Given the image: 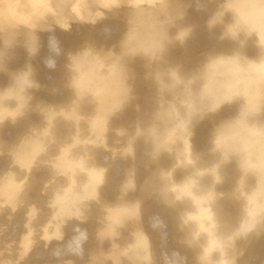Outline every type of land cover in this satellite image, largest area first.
Masks as SVG:
<instances>
[{
  "label": "clouds",
  "instance_id": "clouds-1",
  "mask_svg": "<svg viewBox=\"0 0 264 264\" xmlns=\"http://www.w3.org/2000/svg\"><path fill=\"white\" fill-rule=\"evenodd\" d=\"M97 2L101 8L124 10L126 30L110 47L88 38L78 49L67 51L63 86L71 91V104L58 108L37 103L35 110L43 115L46 127L32 128L7 149L12 168L0 175V210L11 208L15 213L25 207L29 231L19 260L3 264H20L37 242L33 221L42 209L27 199L29 178L37 163L51 169V179L44 186L46 207L61 226L86 222L93 203L99 207L98 246L57 250L54 254L62 264H157L153 240L140 218L145 198H155L176 213L178 243L193 253L195 264H240L247 244L264 234V0H222L209 26L222 25L221 39L231 41L232 47L208 54L191 71L170 65L166 59L169 50L177 42L183 45L194 30L193 25L183 23L184 0ZM90 7L88 0H0V73L10 79L0 87V124L24 115L34 98L30 90L42 87L31 63L41 47L40 33L54 27L70 30L74 18L88 22L85 11ZM105 17V12L98 11L90 22ZM17 45L26 49L29 62L13 71L7 60ZM136 57L145 61L148 77L158 85L156 106L134 128L114 130L113 159L131 157L132 163L116 202H104L99 188L108 169L95 163L91 149L109 147L111 120L133 99L135 74L130 64ZM47 63L54 67L51 61ZM234 104L236 113L213 128L207 152H194V126ZM88 105L92 111L86 113ZM60 118L72 121L75 132L60 143L57 154L49 155ZM141 139L145 148L138 160L136 146ZM4 151L0 146V153ZM168 158L174 163L168 165ZM233 160L239 178L229 191H219L225 179L223 168ZM141 163L148 170L142 182ZM178 173L183 176L180 182L175 179ZM226 200L243 203L237 226L227 220L222 203ZM201 207L210 215L204 220L205 229L191 218ZM41 239L47 247L62 235H49L46 230ZM10 249L11 244L5 250Z\"/></svg>",
  "mask_w": 264,
  "mask_h": 264
},
{
  "label": "rangeland",
  "instance_id": "rangeland-1",
  "mask_svg": "<svg viewBox=\"0 0 264 264\" xmlns=\"http://www.w3.org/2000/svg\"><path fill=\"white\" fill-rule=\"evenodd\" d=\"M210 1L213 2L212 0H195V1H193V0L185 1L184 0V3H186L185 4L186 5V16H185L183 23L193 25L194 30H193L192 35L189 37V39L183 45H181L179 42H177L175 44V46L169 50L167 57H166L168 64L173 65V66L181 65L185 71H191V70L195 69L196 67H198L206 59L208 54H210L212 52H217V51H226L232 47V43L230 44L231 41H229L227 39H222V41L223 40L224 41H223V43H221L222 42L221 36L223 35V26H222V28L219 25H216L215 27L209 26V21H210L212 15L216 9V7L214 8V6H213L214 5L213 3H215L216 1L213 3H211ZM219 2L221 3L222 0H220V1L217 0V3L215 4V6L217 4L219 5ZM88 3L91 5V7L89 9H86V11H85V14L90 17L88 22L80 21V20L74 18L72 21V26H71L70 30H63L59 27H54L51 31H44V32L40 33L41 47H40V50L35 55V57H33L31 59L32 60L31 63H32L33 68L35 70V78L42 85V87L40 89H33L34 92L32 90H30L34 98L30 103L29 109L25 112L24 115L18 117L15 120V122H13L11 119H8V120H5L2 124H0V146H2L3 148L6 147V148H4L5 151L3 153H0V175L6 173L10 168H12V157L10 154H8L7 149L18 144L20 142V140L22 139V137L25 134L29 133L32 128L36 127V128L42 129V128L46 127V121H45L43 115L35 110V105L39 102H44L45 104L56 105L59 108V107H67L68 105L71 104V99H72L71 91L64 88V86H63L64 85V72H62V71H64L63 65L65 62L64 59H66L65 58L66 52L69 50L78 49L79 47L82 46L84 40L88 39L89 37L91 39H93L97 43V45L100 44L98 46H109L110 47V46H112L118 42L119 38L122 36L123 32L126 30L124 10H122V9L109 10L106 8H101L100 4L97 2V0H88ZM211 4H212V6H210ZM218 5H217V7H218ZM209 6H210V8H209ZM211 7H213L214 9ZM98 11L105 12L106 17L104 19L98 20L95 24H93L90 22L91 17H93L94 14ZM204 14H205V16H204ZM229 18H230V15H229L228 19ZM204 19L205 20L208 19V20L205 21ZM217 26L219 28H221V30L219 28H217ZM218 29L221 31L222 34L218 33V32H220ZM208 30H209V33H208ZM173 31H175V29ZM50 32H52V33H50ZM205 32L208 33V35ZM55 33H56V35H55ZM203 33H205L206 35ZM91 34H92V36H91ZM45 35H46V37H45ZM211 35H213V36H211ZM54 36H55V38H54ZM94 36L96 38H94ZM203 36H204L205 40L203 39ZM206 36H207V38H206ZM214 36H216V37H214ZM217 37H219V38H217ZM47 38H49L50 40ZM53 38H54V40H56L58 42L59 50L57 49V46H55V48H52L51 42H52ZM217 40L218 41L220 40V42H217ZM225 40H227L228 42ZM45 41H46V43H45ZM208 41H209V43H208ZM212 41L214 43H212ZM0 43H2V42H0ZM226 45H228V47H225ZM220 46H222V47H220ZM47 56H48V58H47ZM49 60L50 61L52 60L51 61L52 64L55 62L53 64L54 67L48 66L47 62H49ZM28 62H29L28 53H27L26 49H24L22 46L17 45L9 51V58L7 60V64H8L9 69H11L13 71H15L17 69L18 70L22 69L25 67V65ZM130 67L135 74V77L132 81L133 99L126 105V107L124 108V110L121 113L117 114L115 117L112 118L111 123H110V131L108 133V141H107L109 147L105 148V147L101 146V147L91 149L95 163L100 167H106L108 169V171L105 175L104 183L99 188L100 199L102 198L101 201H104V202H110V203L116 202L119 186L126 179L125 175H126L127 169L131 166V163H132L131 157H129L128 159H124V158H121L120 156H116L115 159H113L111 148H112V146H114V142L117 138L114 130L116 128H119V127H125V128H129V129L134 128L136 122L139 119L144 118L146 116V114L150 113L155 108L156 101H157L158 85H157L156 81L154 80V78L148 77L147 74H148L149 70L145 65V61L140 57H136L131 62ZM47 75H49V76H47ZM8 81H10V79H9V76L7 75V73H0V87L6 86L7 83H9ZM1 85H3V86H1ZM53 87L59 88L60 91L57 93H53L51 91V89ZM236 110H237V106L235 104L234 105H226L220 112H218L216 114H209L203 120H201L199 123H197L193 128V136H192V146H193L194 152L206 153L210 147L211 133H212V130L215 127L216 123H218L221 119H224V118H227L229 116L234 115L236 113ZM91 111H92V108L90 105L85 106L84 112L89 113ZM74 132H75V125L72 121L64 120L63 118L58 119L56 121L55 128L53 130V134H54L56 142L52 143L50 145L49 155L57 154V152L59 150L60 143L66 141V140H70V138L74 134ZM5 135H7V136H5ZM144 148H145V145L143 143V140L141 139L137 142V146H136V154H137L138 160L143 158ZM169 159L171 161V162L169 161L170 163L168 162ZM211 162L212 161L209 160V164H211ZM172 163H174V161H172L171 158H168L167 164L171 165ZM226 165L223 168V173H224L225 179L220 185H218V190L220 189L219 191H223V190L229 191L231 188H233L237 179L239 178V175H240V172H239V169H238V166H237L235 160L229 162ZM141 169H143L144 172H142ZM145 170H146V172H145ZM139 171L141 172V173H139V175L141 176V177L139 176V178H141V180L140 179L139 180H140V182H142L143 179L148 175V170L145 169L143 164L141 163L139 165ZM51 176H52V172H51V169L49 167H47L41 163H37L36 167L33 168L31 176L29 178V188H28L27 199L29 200V202L37 204L38 207L40 209H42L41 213L33 221V227L37 230L35 238H36L37 242L39 241L38 242L39 248L37 247V245H36L37 242H36L35 245H33L31 247V251L28 253V255L25 258L26 260L25 259L22 260L23 262L20 261V264H62L61 259L54 254L57 250L62 251V250L69 248V247H76V246H81V245L86 250H90V249H93V248L98 246V242L95 240V233H96L95 231L99 228L98 225L100 224V220L97 218H99L100 212H98L99 207L95 203H93L92 212H91L89 221H86L83 223H76V224H72L70 222L68 225H64V226L59 227L58 224H60V223H58L57 221H54L52 219L51 214H50V210L46 207L48 195H46L45 193H42V192H44L45 184L47 183L48 180L51 179ZM175 179L177 182H179L180 180L183 179V176L178 173L175 176ZM227 185H229V186H227ZM112 186L113 187L115 186L116 188L115 187L113 188ZM228 187H230V188H228ZM115 189H117V191ZM49 192H50V190H49ZM107 193H108V196H106ZM110 193L113 195L110 196ZM134 195H139V192H137ZM154 199L155 198H145L144 199L142 204L143 205L145 204L144 211L146 210L145 211L146 215H145V212L142 211L143 205H141V207H140V213H141L140 218H142L141 223H143V227L145 228V230L148 232V234L151 236V238L153 240L154 251L157 249L155 251L156 258L158 257L157 258V264H161V263L162 264H195V258H194V255L191 251L188 250L189 252H191V253H189L187 251V249L181 245L180 246L183 247V249L177 248V246L179 247V245H177L178 240L176 239L177 238L176 235L178 233L176 231L177 230V227H176L177 226V222H176L177 219H175L176 213L173 212V210H172V213H175L174 214L175 216H173L172 213L170 215L169 213H170L171 209H169L167 205L165 207L163 206V208L161 207L160 209H162V210H160L156 207V210H158V211H155L154 205H157L158 207H160L159 205H162V202L160 203L156 199L153 202ZM222 203H224V205L227 209V218H228L229 223H232V224L235 223L237 225L238 221L236 219L238 218L240 220V219H242V216H243V211H242L243 210V205H242L243 203H242V201L226 200V201H222ZM148 205H150V206H148ZM163 205H165V204H163ZM147 208L151 209V213H149V214H151V216L148 215V212H150V210H148ZM163 209H165L164 212H163ZM201 209L202 210H200V212L203 211L204 208L201 207ZM167 210L169 211V213L166 212V214H163ZM204 210H206V209H204ZM26 212H27V209L25 207H21L15 213L12 212L11 208H4V209L0 210V243H1L0 244V246H1L0 247L1 248L0 253H3L2 251H4L3 254H5V255H3V254L0 255V264H3V262L6 260H12V261L19 260L20 252L24 250L25 244L27 243V241L25 240V235L29 231L28 227L26 226L27 225ZM205 212L206 211H203L201 213H205ZM95 213H96V216L98 215L97 217L94 215ZM152 213H154V214H152ZM158 213L160 214L161 217L159 216ZM161 213L165 217H163L161 215ZM92 215L95 217H91ZM143 215H145V218L142 217ZM196 215L194 214L195 220L201 216V214H199L198 218H197ZM203 215H202V218H204V219L206 217L208 218V216H210L208 211H207L205 217ZM171 216H173V217H171ZM192 216H193V214H192ZM192 216H191V218H192ZM148 217H149V219H148ZM152 217H153V219H152L153 221H155V222L158 221V222H156V223L153 222L151 220ZM91 218H92V220H91ZM202 218L200 217L199 219H201L200 221L203 222L204 220H202ZM158 219H160V220H158ZM199 219H198V221H199ZM208 219H210V217ZM146 220H147V222L145 223ZM173 220L174 221L176 220V221L172 223ZM231 220H233V221H231ZM97 221H99V222H97ZM160 221L161 222L164 221V222H162L164 224H161ZM84 223L86 225H84ZM88 223L91 226L87 225ZM93 223L95 225L97 223H99V224H97V226H95ZM167 223H168V225L169 224L170 225L167 226ZM158 224H160V225H158ZM200 224H201L200 227H202L201 229H205V228H203V226L205 227L204 223L202 225V223L200 222ZM55 225L58 227H56ZM83 225L85 228L83 227ZM151 225L153 226L152 228H151ZM162 225H164V226H162ZM173 225H175L176 228H173ZM93 226L95 227V229H91V228H93ZM154 226L156 229H158V228H160V229L156 230L154 228ZM163 227H165V228L163 229ZM161 228H162V230H161ZM173 229H176L174 231V233L172 232ZM46 230L48 232L47 234H49V235H50V233H51V235H53V234L63 235L61 241H60V239H58V240L53 239L50 245H48L47 247L43 246V245H45V241L43 239L41 241V237L43 235H45L44 232H46ZM77 230H80L79 232H81V233H79ZM81 230H83V231H81ZM160 230H161V232H160ZM165 230L167 231V234H169V236L166 234V232H164ZM57 231H58V233H57ZM75 231H76V233H75ZM156 231H158L160 233H158ZM161 233H162V235H161ZM174 234H175V237H174ZM127 235H128V233H127V231H125L124 236H127ZM164 235H166V236H164ZM171 235H173L172 238H171ZM67 236H70V237H67ZM71 236H72V238H71ZM85 236L87 237L88 240L87 239L85 240ZM164 237H166V238H164ZM167 237H169V238H167ZM68 238H69V240H68ZM163 239H165V240H163ZM168 239H170V240L172 239L173 241L171 240V242H170V240H168ZM64 240H66L67 243ZM162 240H163V242L168 241V243L165 242V243L161 244ZM40 241H41V243H40ZM174 242H176L175 243L176 245L174 244ZM53 243L56 245H52ZM170 243L171 244L173 243L175 245V247H172L174 245H171ZM9 244H11V247H13V249L11 248L10 250L5 251L4 249H7ZM40 245H42L45 249L43 247H41ZM160 245L161 246L163 245V246L160 247ZM167 245L168 246L170 245V246L168 247ZM108 246L109 245L107 243H105L104 247L107 248ZM164 246H167L168 248L164 247ZM242 246H244V245H242ZM16 247H18V248H16ZM165 248L169 249V250H166ZM158 249L161 250L159 253H157L159 251ZM162 249H164L165 251H162ZM170 249H171V251H170ZM173 249L175 252H173ZM184 249H185V251H187V253L184 251ZM176 251H178V252H176ZM17 252H19V253H17ZM171 252H173V253H171ZM182 253H184V254H182ZM188 253H189V256H188ZM6 254H7V256H6ZM9 254L12 255V258ZM171 254H172V256H171ZM176 254H179V255H176ZM34 255H36V256H34ZM185 255H187V256H185ZM8 256H10V257H8ZM176 256H177V258H176ZM30 257H31V259H30ZM166 257H168V258H166ZM178 258L180 260H178ZM158 259H159V261H158ZM164 260H165V263H164ZM240 264H264V234H262L258 239H255V238L252 239L251 242L249 244H247L245 255L241 258Z\"/></svg>",
  "mask_w": 264,
  "mask_h": 264
},
{
  "label": "bare ground",
  "instance_id": "bare-ground-1",
  "mask_svg": "<svg viewBox=\"0 0 264 264\" xmlns=\"http://www.w3.org/2000/svg\"><path fill=\"white\" fill-rule=\"evenodd\" d=\"M185 1H190V0H185ZM193 1H195V0H193ZM212 1H213V2L216 1L215 3L211 2V1H210V2L214 4V5H213L214 8H215V7L217 8V5H218V4L215 6V4L217 3V0H212ZM218 1H220V0H218ZM191 3H192V2H191ZM219 3H220V2H219ZM185 4H186V3H185ZM209 4H210V3H209ZM189 5H190V4H189ZM210 6H212V4H211ZM210 6H209V8H210ZM211 8H213V7H211ZM214 8H213V9H214ZM213 9H212V10H213ZM210 13H211V12H210ZM208 15H209V14H208ZM204 16H205V14H204ZM206 17H207V16H206ZM210 17H211V16H210ZM229 19H230V18H229ZM204 20H205V19H204ZM206 20H208V19H206ZM206 20H205V21H206ZM206 23H207V22H206ZM196 25H197V24H196ZM202 26H203V25H202ZM219 26H221V28H222V25H219ZM214 27H215V26H214ZM204 28H205V27H204ZM217 28H219V27L217 26ZM221 28H219V29L221 30ZM214 29H215V28H214ZM219 29H218V30H219ZM220 30H219V31H220ZM195 31H196V30H195ZM47 33H48V32H47ZM50 33H52V32H50ZM56 33H57V32H56ZM56 33H55V35H56ZM205 33H206V32H205ZM205 33H203V34H205ZM208 33H209V30H208ZM208 33H206V34L208 35ZM218 33H221V31L218 32ZM218 33H217V34H218ZM94 34H95V33H94ZM203 34H202V35H203ZM206 34H205V35H206ZM217 34H216V35H217ZM221 34H222V33H221ZM47 35H48V34H47ZM52 35H53V34H52ZM97 35H98V34H97ZM48 36H49V35H48ZM91 36H92V34H91ZM98 36H99V35H98ZM198 36H199V35H198ZM211 36H213V35H211ZM45 37H46V35H45ZM193 37H194V36H193ZM200 37H201V36H200ZM214 37H216V36H214ZM54 38H55V36H54ZM54 38H53V39H54ZM89 38H90V37H89ZM94 38H96V37L94 36ZM201 38H202V37H201ZM206 38H207V36H206ZM217 38H219V37H217ZM47 39H49V38H47ZM203 39H204V36H203ZM49 40H50V39H49ZM101 40H102V39H101ZM190 40H191V39H190ZM204 40H205V39H204ZM210 40H211V39H210ZM227 40H228V39H227ZM227 40H225V41H227ZM84 41H85V40H84ZM221 41H222V39H221ZM223 41H224V40H223ZM223 41H222L221 43H223ZM195 42H196V41H195ZM198 42H199V41H198ZM210 42H211V41H210ZM217 42H220V40H219V41L217 40ZM227 42H228V41H227ZM45 43H46V41H45ZM204 43H205V42H204ZM208 43H209V41H208ZM208 43H207V44H208ZM212 43H214V42L212 41ZM101 44H102V43H101ZM230 44H231V42H230ZM98 45H100V44H98ZM103 45H104V44H103ZM106 45H107V44H106ZM212 45H213V44H212ZM218 45H219V44H218ZM220 45H221V44H220ZM51 46H52V45H51ZM184 46H185V45H184ZM196 47H197V46H196ZM220 47H222V46H220ZM225 47H228V45H226ZM218 48H219V47H218ZM223 48H224V47H223ZM61 53H62V52H61ZM202 53H203V52H202ZM41 57H42V56H41ZM64 57H65V56H64ZM47 58H48V56H47ZM65 58H66V57H65ZM50 59H51V58H50ZM53 59H54V58H53ZM46 60H47V59H46ZM64 60H65V59H64ZM31 61H32V60H31ZM44 61H45V60H44ZM49 61H50V60H49ZM51 61H52V60H51ZM55 61H56V60H55ZM34 62H35V61H34ZM54 63H55V62H54ZM54 63H53V64H54ZM64 63H65V62H64ZM38 64H39V63H38ZM59 64H60V63H59ZM35 66H36V65H35ZM59 67H60V66H59ZM37 69H38V68H37ZM55 69H56V68H55ZM57 69H58V68H57ZM60 69H61V68H60ZM17 70H18V69H17ZM39 71H40V70H39ZM57 72H58V71H57ZM62 72H64V71H62ZM53 73H54V72H53ZM36 74H37V73H36ZM2 76H3V75H2ZM2 76H1V77H2ZM36 76H37V75H36ZM47 76H49V75H47ZM61 76H62V75H61ZM61 76H60V77H61ZM2 78H3V77H2ZM51 78H52V77H51ZM7 79H8V78H7ZM35 79H36V78H35ZM37 79H38V78H37ZM52 79H53V78H52ZM8 82H10V81H8ZM4 83H5V82H4ZM7 84H8V83H7ZM1 86H3V85H1ZM32 91L34 92L33 89H32ZM39 92H40V91H39ZM33 94H34V93H33ZM43 96H44V95H43ZM40 101H41V100H40ZM31 108H32V107H31ZM34 113H35V112H34ZM29 114H30V113H29ZM61 119H62V118H61ZM32 122H33V121H32ZM12 124H13V123H12ZM14 125H15V124H14ZM31 128H32V127H31ZM8 129H9V128H8ZM8 134H9V133H8ZM18 135H19V134H18ZM5 136H7V135H5ZM1 138H2V137H1ZM8 139H9V138H8ZM4 144H5V143H4ZM1 145H2V144H1ZM207 147H208V146H207ZM4 148H6V147H4ZM6 153H7V152H6ZM8 154H9V153H8ZM141 154H142V153H141ZM110 156H111V155H110ZM96 159H97V158H96ZM106 159H107V158H106ZM115 161H116V160H115ZM169 161H170V159L168 160V162H169ZM172 161H173V160H172ZM170 162H171V161H170ZM170 162H169V163H170ZM226 166H227V165H226ZM108 167H109V166H108ZM115 168H116V167H115ZM141 170H142V172H144L143 169H141ZM111 172H112V171H111ZM145 172H146V170H145ZM139 173H141V172L139 171ZM123 174H124V173H123ZM2 175H3V174H2ZM119 175H120V174H119ZM125 176H126V175H125ZM139 176H140V175H139ZM140 177H141V176H140ZM144 177H145V176H144ZM178 177H179V176H178ZM114 178H115V177H114ZM232 178H233V177H232ZM139 179L141 180V178H139ZM179 179H180V178H179ZM39 181H40V180H39ZM110 181H111V180H110ZM180 181H181V180H180ZM180 181H179V182H180ZM107 182H108V181H107ZM231 182H232V181H231ZM234 182H235V181H234ZM114 183H115V182H114ZM232 184H233V183H232ZM107 185H108V184H107ZM37 186H38V185H37ZM101 186H102V185H101ZM227 186H229V185H227ZM103 187H104V186H103ZM106 187H107V186H106ZM112 187H113V186H112ZM114 187H115V186H114ZM114 187H113V188H114ZM221 187H222V186H221ZM110 188H111V187H110ZM115 188H116V187H115ZM226 188H227V187H226ZM228 188H230V187H228ZM42 189H43V188H42ZM101 189H102V188H101ZM106 189H107V188H106ZM111 190H112V189H111ZM115 190L117 191V189H115ZM219 190H220V189H219ZM102 191H103V190H102ZM102 191H101V192H102ZM116 191H115V192H116ZM223 191H224V190H223ZM110 192H111V191H110ZM42 193H44V192H42ZM116 193H117V192H116ZM36 195H37V194H36ZM112 195H113V194L110 193V196H112ZM101 196H102V195H101ZM106 196H108V193H107ZM41 198H42V197H41ZM107 198H108V197H107ZM101 199H102V198H101ZM40 201H41V200H40ZM154 201H155V199L153 200V202H154ZM160 203H161V202H160ZM151 204H152V203H151ZM142 205H143V204H142ZM153 205H154V204H153ZM242 205H243V204H242ZM92 206H93V205H92ZM144 206H145V204L143 205V208H142V209H143V210H142L143 212L146 211V210L144 211V208H145ZM148 206H150V205H148ZM159 206H160V207H158L157 205H154V207H155V211H158V210H156V207H157L158 209H160L161 207L163 208V206L165 207L166 205H163V203H162V205H159ZM151 208H152V207H151ZM168 208H169V207H168ZM168 208H167V209H168ZM147 209H148V208H147ZM169 209H170V208H169ZM204 209H205V208H204ZM204 209H203V211H206L205 213H201V212H203V211L200 212V210H202L201 208H200V210H199V212H200L199 214H201V216H200L201 218H202V215H203V214H204L203 216L205 217V216H206V213H207V211H208L207 209H206V210H204ZM238 209H239V208H238ZM148 210H150V212H148V215L151 216V214H149V213H151V209H148ZM160 210H162V209H160ZM164 210H165V209H163V212H164ZM242 211H243V210H242ZM98 212H99V211H98ZM152 212H153V211H152ZM163 212H162V213H163ZM166 212L169 213V211L167 210V211H165V213H163V214H166ZM173 212H174V211H173ZM238 212H239V211H238ZM156 213H157V212H156ZM159 213H160V212H159ZM159 213H158V214H159ZM162 213H161V215H162L163 217H165ZM171 213H172V209H171V211H170L169 214L171 215ZM231 213H232V212H231ZM233 213H234V212H233ZM236 213H237V212H236ZM98 214H99V213H98ZM140 214H141V213H140ZM152 214H154V213H152ZM172 214H173V216H175V215H174L175 213H172ZM194 214H195V213H194ZM194 214H193V216H192V219L194 218ZM199 214H197V215L195 214V215L197 216V218H198V215H199ZM94 215L96 216V213H95ZM145 215H146V212H145ZM145 215H143L142 217L145 218ZM241 215H242V214H241ZM95 216L92 215L91 217H95ZM97 216H98V215H97ZM97 216H96V217H97ZM99 216H100V215H99ZM159 216H160V214H159ZM173 216H171V217H173ZM235 216H236V215H235ZM235 216H234V217H235ZM239 216H240V215H239ZM239 216H238V217H239ZM157 217H158V216H157ZM160 217H161V216H160ZM160 217H159V218H160ZM166 217H167V216H166ZM200 217H199V218H200ZM209 217H210V216H208V218H209ZM229 217H230V216H229ZM242 217H243V216H242ZM154 218H155V217H154ZM199 218H198V219H199ZM208 218L206 217L205 219H208ZM97 219H99V218H97ZM141 219H142V218H141ZM148 219H149V217H148ZM152 219H153V217L151 218V220H152ZM173 219H174V218H173ZM175 219H176V217H175ZM198 219H196V220H198ZM205 219L202 218V220H205ZM91 220H92V218H91ZM95 220H96V219H95ZM95 220H94V221H95ZM154 220H155V219H154ZM158 220H160V219H158ZM161 220H162V219H161ZM164 220H165V219H164ZM169 220H170V219H169ZM194 220H195V218H194ZM200 220H201V219H199V221H200ZM227 220H228V218H227ZM234 220H235V219H234ZM236 220L238 221V224H239L241 219L239 220V219L237 218ZM88 221H89V220H88ZM141 221H142V220H141ZM152 221H153V220H152ZM165 221H166V220H165ZM170 221H171V220H170ZM175 221H176V220H175ZM175 221L173 220L172 223L175 222ZM231 221H233V220H231ZM97 222H99V221H97ZM146 222H147V220L145 221V223H146ZM153 222H155V221H153ZM156 222H158V221H156ZM156 222H155V223H156ZM160 222H161V221H160ZM162 222H164V221H162ZM162 222H161V224H164V223H162ZM176 222H177V221H176ZM200 222H201L202 225H203L204 221H203V222L200 221ZM52 223H53V222H52ZM52 223H51V224H52ZM56 223H57V222H56ZM58 223H59V222H58ZM89 223H90V222H89ZM89 223H88L87 225H89ZM90 224H91V223H90ZM93 224H94V223H93ZM97 224H99V223H97ZM97 224H96V225L94 224V225L97 226ZM230 224L233 225V226H234V225H235V226L238 225V224L236 225L235 223H234V224L230 223ZM58 225H59V227L61 226L60 224H58ZM84 225H86V224L84 223ZM84 225H83V227H84ZM142 225H143V223H142ZM158 225H160V224H158ZM169 225H170V224H169ZM169 225H168V223H167V226H169ZM171 225H172V224H171ZM55 226H56V225H55ZM78 226H79V225H78ZM89 226H91V225H89ZM100 226H102V225L99 224L98 227H100ZM156 226H157V225H156ZM162 226H164V225H162ZM200 226H201V224H200ZM56 227H58V226H56ZM87 227H88V226H87ZM87 227H86V228H87ZM152 227H153V226L151 225V228H152ZM158 227H159V226H158ZM176 227H177V226H176ZM176 227H175V225H173V228H176ZM47 228H48V227H47ZM79 228H80V227H79ZM84 228H85V227H84ZM89 228H90V227H89ZM154 228H155V226H154ZM164 228H165V227H163V229H164ZM201 228H202V227H201ZM203 228H205V227L203 226ZM49 229H50V228H49ZM80 229H81V228H80ZM91 229H95V227L93 226V228H91ZM155 229H156V228H155ZM158 229H160V228H158ZM158 229H156V230H158ZM47 230H48V229H47ZM59 230H60V229H59ZM161 230H162V228H161ZM161 230H160V232H161ZM175 230H176V229H173L172 232L174 233ZM77 231L79 232L80 230H77ZM81 231H83V230H81ZM93 231H94V230H93ZM176 231H177V230H176ZM63 232H64V231H63ZM63 232H62V233H63ZM89 232H90V231H89ZM95 232H96V231H95ZM156 232H158V231H156ZM160 232H158V233H160ZM164 232H166V234H167V231H166V230H165ZM164 232H163V233H164ZM177 232H178V231H177ZM47 233H48V232H47ZM55 233H56V232H55ZM57 233H58V231H57ZM60 233H61V232H60ZM75 233H76V231H75ZM79 233H81V232H79ZM44 234H45V232H44ZM175 234H176V233H175ZM175 234H174V237H175ZM50 235H51V233H50ZM58 235H60V234H58ZM161 235H162V233H161ZM161 235H160V236H161ZM167 235L169 236V234H167ZM75 236H76V235H75ZM158 236H159V235H158ZM158 236H157V237H158ZM164 236H166V235H164ZM172 236H173V235H171V238H172ZM177 236H178V233H177L176 237H177ZM62 237H63V235H62ZM67 237H70V236H67ZM162 237H163V236H162ZM162 237H161V238H162ZM71 238H72V236H71ZM79 238H80V237H79ZM164 238H166V237H164ZM167 238H169V237H167ZM35 239H36V238H35ZM63 239H64V238H63ZM158 239H159V238H158ZM174 239H175V238H174ZM176 239H177V238H176ZM176 239H175V240H176ZM55 240H56V239H55ZM57 240H58V239H57ZM68 240H69V238H68ZM87 240H88V239H87ZM159 240H160V239H159ZM163 240H165V239H163ZM163 240H162L161 244H162V243H165V242L168 243V241L163 242ZM168 240H170V239H168ZM171 240H172V239H171ZM171 240H170V242H171ZM41 241H42V239H41ZM41 241H40V243H41ZM60 241H61V239H60ZM64 241L67 243L66 240H64ZM172 241H173V240H172ZM176 241H177V240H176ZM38 242H39V241H38ZM38 242H37V244H36L37 247H38ZM51 242H52V241H51ZM159 242H160V241H159ZM6 243H7V242H6ZM40 243H39V244H40ZM54 243H55V242H54ZM54 243H53L52 245H56V244H54ZM68 243H69V242H68ZM157 243H158V242H157ZM167 243H166V244H167ZM175 243H176V242H174V244H175ZM0 244H1V243H0ZM50 244H51V243H50ZM50 244H49V245H50ZM170 244H171V243H170ZM174 244L172 243L171 245H174ZM3 245H4V244H3ZM65 245H66V244H65ZM67 245H68V244H67ZM175 245H176V244H175ZM175 245L172 246V247H175ZM177 245H179V247L177 246V248H182V249H183V247L180 246V244L178 243V241H177ZM14 246H15V245H14ZM18 246H19V245H18ZM40 246L43 247V246H45V245H43V246L40 245ZM162 246H163V245H162ZM162 246L160 245V247H162ZM167 246H168V245H167ZM167 246H164V247H167ZM169 246H170V245H169ZM169 246H168V247H169ZM0 247H1V246H0ZM37 247H36V248H37ZM56 247H57V246H56ZM168 247H167V248H168ZM11 248L13 249V247H11ZM16 248H18V247H16ZM20 248H21V247H20ZM38 248H39V247H38ZM43 248H44V247H43ZM61 248H62V247H61ZM170 248H171V247H170ZM3 249H4V248H3ZM3 249H2V250H3ZM44 249H45V248H44ZM165 249H166V248H165ZM186 249H187V248H186ZM4 250H5V249H4ZM38 250H39V249H38ZM156 250H157V249H156ZM156 250H155V251H156ZM158 250H159V249H158ZM166 250H169V249H166ZM0 251H1V248H0ZM5 251H7V250H5ZM44 251H45V250H44ZM47 251H48V250H47ZM160 251H161V250H159L157 253H159ZM162 251H165V250L162 249ZM170 251H171V249H170ZM179 251H180V250H179ZM184 251H185V249H184ZM187 251H188V249H187ZM187 251H185V252L187 253ZM189 251H190V250H189ZM189 251H188V252H189ZM2 252L4 253V251H2ZM173 252H175L174 249H173ZM173 252H171V253H173ZM176 252H178V251H176ZM182 252H183V251H182ZM17 253H19V252H17ZM166 253H167V252H166ZM189 253H191V252H189ZM189 253H188V256H189ZM10 254H11V253H10ZM10 254H9V255H10ZM12 254H13V253H12ZM51 254H52V253H51ZM161 254H162V253H161ZM167 254H168V253H167ZM182 254H184V253H182ZM3 255H5V254H3ZM157 255H158V254H157ZM176 255H179V254H176ZM6 256H7V254H6ZM10 256H11V258H12V255H10ZM10 256H8V257H10ZM34 256H36V255H34ZM34 256H33V257H34ZM46 256H47V255H46ZM171 256H172V254H171ZM183 256H184V255H183ZM185 256H187V255H185ZM4 257H5V256H4ZM51 257H52V256H51ZM27 258H28V257H27ZM157 258H158V257H157ZM161 258H162V257H161ZM166 258H168V257H166ZM176 258H177V256H176ZM30 259H31V257H30ZM159 259H160V258H159ZM159 259H158V261H159ZM188 259H189V258H188ZM188 259H187V260H188ZM25 260H26V259H25ZM32 260H33V259H32ZM170 260H171V259H170ZM172 260H173V259H172ZM178 260H180V259L178 258ZM21 261H22V260H21ZM189 261H190V260H189ZM22 262H23V261H22ZM162 262H163V261H162ZM170 262H171V261H170ZM172 262H173V261H172ZM164 263H165V260H164ZM167 263H168V262H167ZM188 263H189V262H188ZM161 264H162V263H161Z\"/></svg>",
  "mask_w": 264,
  "mask_h": 264
},
{
  "label": "water",
  "instance_id": "water-1",
  "mask_svg": "<svg viewBox=\"0 0 264 264\" xmlns=\"http://www.w3.org/2000/svg\"><path fill=\"white\" fill-rule=\"evenodd\" d=\"M52 48H55V46H58V42L56 40H52L51 42Z\"/></svg>",
  "mask_w": 264,
  "mask_h": 264
}]
</instances>
